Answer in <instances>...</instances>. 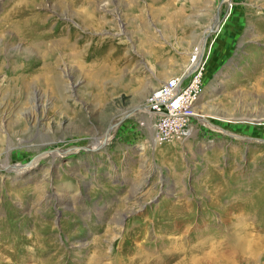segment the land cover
I'll use <instances>...</instances> for the list:
<instances>
[{
	"label": "rangeland",
	"instance_id": "rangeland-1",
	"mask_svg": "<svg viewBox=\"0 0 264 264\" xmlns=\"http://www.w3.org/2000/svg\"><path fill=\"white\" fill-rule=\"evenodd\" d=\"M24 28L59 62L9 75L22 92L4 82L37 57ZM198 47L189 135L160 143L148 94ZM0 55V165L41 161L0 170V264H219L240 232L238 264H264V0H0Z\"/></svg>",
	"mask_w": 264,
	"mask_h": 264
},
{
	"label": "built area",
	"instance_id": "built-area-1",
	"mask_svg": "<svg viewBox=\"0 0 264 264\" xmlns=\"http://www.w3.org/2000/svg\"><path fill=\"white\" fill-rule=\"evenodd\" d=\"M199 52V47L192 52L190 71L168 79L148 94L145 108L156 120L154 128L160 143L189 135L191 120L196 117L195 105L204 94V70L210 56L204 51L200 57Z\"/></svg>",
	"mask_w": 264,
	"mask_h": 264
},
{
	"label": "bare ground",
	"instance_id": "bare-ground-1",
	"mask_svg": "<svg viewBox=\"0 0 264 264\" xmlns=\"http://www.w3.org/2000/svg\"><path fill=\"white\" fill-rule=\"evenodd\" d=\"M44 28H47V27H44ZM44 28H24V29H18V33L16 34L17 35V38L20 41H23V43L26 42L29 45H32L34 48H36L35 50H36L37 57L36 58H32L31 57L30 58V61L25 62L24 64H22L23 67H22V70L21 71L18 70L16 68V66L19 65V64H21V63H23L24 61H14V62H11V61L8 60L9 63L11 64V67L9 69L7 68V70H6L7 71L6 72V80H5L4 84L5 85L7 84V86L10 87L13 91L18 88V89H22V92H25L28 89V87H27L28 78H20L19 80H17V82L14 83L15 85L13 86V84H12L13 81L11 80V77H9V75H11L12 73L18 74L19 72H25V71L26 72H30V73L31 72H35L36 74L37 73H40V72L41 73L42 72H47L49 74L55 75V73H56V66H57V64L59 62V57H58L59 52L58 51H55V50H49L47 48L48 46H47L46 43L48 41H51L52 40V37H54V35L52 33H50V32H48V33H45L44 32L43 34H41V32L44 30ZM9 53H10V51L8 52V54ZM62 54H64V52ZM201 56H202V54L200 52V57ZM3 62H4V60L2 59V55H0V64L3 63ZM40 64H41V66L43 65L42 70L35 69V70H37V71H35L34 68H36V66H38ZM116 66L114 68L115 70H117V67ZM10 69H12V70L10 71ZM145 109L147 111V108H145ZM147 113H148V111H147ZM40 163H41V161H40V159H38L37 161H35L34 164H32L30 166L20 167V168L14 167V168L8 169V170H7V168H4V167H2L0 165V170L3 169V171H5L6 173L8 171L9 172H11V171L12 172L13 171H16L17 172V170H23L21 172H24V171H28L29 169H31V168H33L35 166H38ZM233 235L234 236L232 238H230V237L229 238H223L220 241H216L214 243H211L212 246L215 245L214 246V249L216 251L222 253V255H223V257H221L222 258L221 259V263H219V264H238V262H239L238 261V258L241 257V256L243 257L244 261H246V262H248V260H251V257L250 258L247 257V254L248 253L249 254L252 253L254 250H249V248L247 249L248 245L250 246L252 244V242L248 239V235L245 234L244 232H240L239 234L235 233ZM176 243H177V241H176ZM172 246H174V245H172ZM206 246H207V244L200 245V246H197V247H194V248H190L186 252L185 251L184 252L180 251V252L181 253H184V254H189V252L193 253L195 251L202 250ZM175 248H176V246H175ZM136 255H140V253L137 252ZM207 256L208 255H205L204 256L205 259L206 258L208 259ZM127 257H128V255H127ZM127 257L125 258V260H124L123 263L121 261L118 264H147V262H149V260H150V257H148V256H144L142 258L140 257V259H137V260H131V258H127ZM161 260H159V261L158 260L150 261L149 264H163V262ZM191 260H192L191 263H188V264H198V262H199L198 260L196 261L195 259H191Z\"/></svg>",
	"mask_w": 264,
	"mask_h": 264
}]
</instances>
